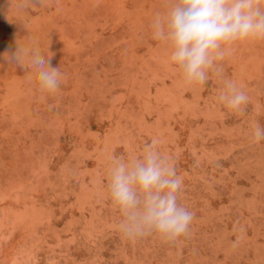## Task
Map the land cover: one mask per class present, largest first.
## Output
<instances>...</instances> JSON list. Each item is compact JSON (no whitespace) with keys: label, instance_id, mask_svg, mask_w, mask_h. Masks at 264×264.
<instances>
[{"label":"rangeland","instance_id":"obj_1","mask_svg":"<svg viewBox=\"0 0 264 264\" xmlns=\"http://www.w3.org/2000/svg\"><path fill=\"white\" fill-rule=\"evenodd\" d=\"M0 0V264H264V40L226 48L204 84L170 62L153 22L176 0ZM39 48L64 80L54 95L12 60ZM248 96L218 100L224 80ZM183 179L194 214L175 243L119 230L108 187L146 145Z\"/></svg>","mask_w":264,"mask_h":264},{"label":"clouds","instance_id":"obj_2","mask_svg":"<svg viewBox=\"0 0 264 264\" xmlns=\"http://www.w3.org/2000/svg\"><path fill=\"white\" fill-rule=\"evenodd\" d=\"M24 0L21 7H26ZM154 39L171 42L170 62L182 72L189 84H204L208 73L219 75L216 64L225 56L226 48L237 41L264 40V0H176L167 19L154 22ZM12 60L30 65L28 83L41 94L54 95L64 76L60 68L51 65L39 48L18 45ZM218 100L228 109L242 112L248 102L247 94L233 81L225 79ZM255 141L264 140V128L256 125ZM157 141L147 144L145 156L131 167L117 162L108 187L113 205L121 213L119 230L128 239L156 233L169 243H175L189 232L194 214L178 203L183 179L171 161L162 159Z\"/></svg>","mask_w":264,"mask_h":264}]
</instances>
